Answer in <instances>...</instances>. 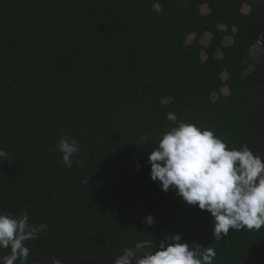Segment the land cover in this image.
I'll return each instance as SVG.
<instances>
[{
  "label": "trees",
  "instance_id": "16d2710c",
  "mask_svg": "<svg viewBox=\"0 0 264 264\" xmlns=\"http://www.w3.org/2000/svg\"><path fill=\"white\" fill-rule=\"evenodd\" d=\"M155 2L0 0V213L48 225L27 264H114L175 234L214 248L213 264H264V228L214 240L211 214L162 191L148 163L170 112L264 157V0ZM61 137L80 146L71 168Z\"/></svg>",
  "mask_w": 264,
  "mask_h": 264
},
{
  "label": "clouds",
  "instance_id": "9594fccd",
  "mask_svg": "<svg viewBox=\"0 0 264 264\" xmlns=\"http://www.w3.org/2000/svg\"><path fill=\"white\" fill-rule=\"evenodd\" d=\"M152 8L157 13L162 11L158 0ZM167 120L173 126L160 134L158 145L149 152L151 179L160 182L162 191L171 188L188 205L210 213L214 240L222 239L230 230L264 228V157L247 145L229 148L212 130L178 121L174 113H168ZM56 148L65 167L71 168L72 158L80 152L78 141L61 137ZM0 158L10 162V153L0 149ZM82 183L88 185V179ZM154 222L152 215L146 217L147 225ZM47 227L30 223L27 213L19 217L0 213V250H8L0 257V264H15L17 260L27 264L31 250L26 242ZM181 240L180 234L165 236L158 248L153 240L138 241L134 248H125L114 264H213L214 248L196 242L190 247ZM53 264L62 261L54 258Z\"/></svg>",
  "mask_w": 264,
  "mask_h": 264
},
{
  "label": "rangeland",
  "instance_id": "374dc122",
  "mask_svg": "<svg viewBox=\"0 0 264 264\" xmlns=\"http://www.w3.org/2000/svg\"><path fill=\"white\" fill-rule=\"evenodd\" d=\"M179 2H180V4L183 5V6L188 5V0H179ZM249 9H250L249 6L245 5L244 8H243V11L246 13V12L249 11ZM201 12H203V13H208V12H209V8L206 7V6H204V7L201 8ZM193 39H194V36L190 37L189 40H188L189 43H191V42L193 41ZM210 39H211V34L207 33V34L204 36L203 40H202L203 44L208 45L209 42H210ZM226 43H227V44H231V43H232V38H228L227 41H226ZM253 50H254V51H253V55L255 54L256 57H259V59H257V60H258L259 63H260V62L262 61V58H263V54L261 53L260 47H259V46H255ZM202 57H203L204 60L206 59V55H205V54H203ZM252 68H253V67H250V68L245 72L244 75H247L248 73H250V72L252 71ZM223 78L226 79V75H224ZM221 93H222V95H228V94L230 93V91H229L228 88H223ZM219 95H220V94H219L218 92L213 93V95H212V99H213V100H216V99L219 97Z\"/></svg>",
  "mask_w": 264,
  "mask_h": 264
}]
</instances>
